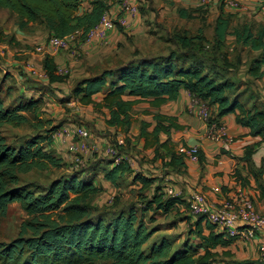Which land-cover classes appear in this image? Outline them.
I'll list each match as a JSON object with an SVG mask.
<instances>
[{
	"label": "trees",
	"instance_id": "16d2710c",
	"mask_svg": "<svg viewBox=\"0 0 264 264\" xmlns=\"http://www.w3.org/2000/svg\"><path fill=\"white\" fill-rule=\"evenodd\" d=\"M83 1L0 0V9L7 10L14 18L18 31L31 33L41 29L48 38L65 37L78 30L79 39H83L101 15L120 0H88L86 9L82 7ZM139 5L140 10H146L144 2ZM218 6L220 12L213 22L211 40L201 30L193 35L185 29L174 30L165 34V42L171 43L167 52L143 53L139 49L137 54L122 62L116 58L115 64L108 65L106 60L105 65L87 66L89 73L75 79L68 92L52 86L61 84L62 87L69 83V76L58 74L54 57L45 53L41 65L47 82L43 85L53 93L54 90L62 93L64 96H58L62 103L75 99L94 110H105L106 126L126 133L131 127L136 104L148 103L157 109L152 113L153 122H139L137 136L142 140L143 148H152V159H161L164 169L177 170L185 166L184 152L178 153L176 143L171 139V132L183 129L185 125L178 122L177 116L159 110L167 102L176 101L180 89L188 90L193 98L208 107V123L220 122V117L234 114L238 124L248 127L252 135H259L264 141V101L253 96L252 89L237 91V82L226 73L237 68L241 59L237 54V60L232 63L224 51L226 44L231 42L236 50L247 48L248 52H256L248 60L245 72L249 78L260 79L264 75V22L233 24L234 15L224 11L222 5ZM149 9L156 10L150 4ZM195 11L183 7L176 9L181 19H192ZM230 37L232 41L228 40ZM0 43L13 46L19 41L15 34L8 35L0 28ZM43 104L44 100L39 96L19 95L6 102L5 96L0 95V217L6 215L9 205L14 202L26 215L17 235L9 241H0V263L212 264L217 261L215 249L227 246L235 239L200 214L194 216L189 229L190 237H194L191 240L187 237L175 245L174 238L160 235L149 242L160 225L149 227L146 212H168L179 204L187 207V200L179 195H166L163 186L156 184L157 177L133 172L123 158L118 163L107 159L106 165L98 170L115 187L127 174L132 175L133 181L141 184L138 192L143 203L141 208L128 204L108 215L97 207L93 203L101 190L96 180L97 169L86 174L89 170L82 169L56 176L46 185L23 182L21 174L62 164V157L49 146L51 133L57 128L49 119L46 120L49 127L43 134L36 132L14 142L5 133L6 126L17 127L28 122L29 113L36 118L33 125L39 131L43 121L37 114ZM143 112L150 111L146 108ZM161 135L165 138L161 139ZM251 153L252 147H246L243 159L249 162ZM202 159L203 154L198 148V160ZM242 184H245L244 180ZM258 186L260 196L264 197V186ZM145 191H151L150 195ZM148 221L154 222L153 217L148 216ZM204 228L208 233H204ZM233 263L262 264L250 259Z\"/></svg>",
	"mask_w": 264,
	"mask_h": 264
},
{
	"label": "rangeland",
	"instance_id": "374dc122",
	"mask_svg": "<svg viewBox=\"0 0 264 264\" xmlns=\"http://www.w3.org/2000/svg\"><path fill=\"white\" fill-rule=\"evenodd\" d=\"M130 1L133 2V4L137 5L138 12L141 17V20L139 22L135 21V23H132V25L131 22L133 21L134 17L127 16V26L117 25L116 27L112 28L116 29L117 33H115V35L113 33L112 35L107 37V41L105 43H98L97 41L86 43L85 45L89 46L84 45L82 48H80V55L78 57H72L67 50H59L57 52H60L59 54L66 58L64 62L66 63L65 66L69 70V84H73L75 79L74 77H78L80 79L82 78L81 76L89 72L85 62L87 64H93V59L95 57L94 55L99 53L98 50L107 49V51H110V56H108L107 61L110 64H115L116 58L120 59L119 62L125 61L126 59L132 57L133 54H137V51L139 49L143 53H158L161 50L162 52H167L169 47L171 46V43H167V41L165 42V34L171 33L174 30L185 29L192 35L198 34L200 32L199 30H201L207 39L211 40L212 38L213 20L216 16L213 11L206 12L205 10H200L199 12H197L199 15H197L193 19H177L172 14V12H169V10L162 12V14H160L159 12V15H157V11L155 10L148 11L149 7H146V10H140L139 6L141 5H139V3L141 4L143 2L142 0ZM164 2L166 1L156 0L155 9H158L160 6L164 5ZM179 3L180 0H175L173 3L170 2L169 4L173 5V8L176 7L177 9V7H179ZM118 5L119 4L116 3L112 7H118ZM110 11H112L114 15L119 12L118 8L117 10ZM228 13H232L234 15L233 24L249 21L253 22L256 25L258 23L264 22V16L263 19H260L261 17L255 18L254 15L247 16L245 12L229 11ZM143 16L145 17L144 20ZM15 27L16 26L14 23V18L9 15L7 10L0 9V28L4 30V33H8V35L14 34ZM168 27L170 30H168ZM228 40L230 41L231 37L228 38ZM44 41L45 42H43L42 44L46 43L47 38H44ZM38 45H40V42L36 43L33 41H30L29 45H26V47L25 44L18 46H10L6 44V54L2 50V52H0V86L2 88L0 95L5 96L6 102L12 101V99L16 97L14 96L16 92L20 93V88L17 89V86L15 85L17 80L12 74V71L14 69H16L17 72L22 73V75H26L29 72L33 74L36 80H31L33 82L32 85H36L37 89H43V93L49 91L50 95L54 97L52 101L47 102L50 104V106L44 104L41 107V112L37 114L39 117L38 119L43 121V126L39 131H37V129L33 125V123L35 124L37 121L36 118H33L32 114L29 113L28 122L23 123L17 127L6 126V135L8 136L10 141L15 142V140H17L18 138H24L25 136L32 135L36 132L43 134L45 132V129L49 127V124L46 123V120L49 119L51 124L57 125V127L63 124L72 123L74 125H83L92 134V138L94 137L97 140L98 149L96 151H91L87 156L84 157L83 163L79 164L74 159V155L69 152L68 145H65V143L55 142L53 143L54 145H52V147L54 146L53 150L56 152V155H60V157H62V164L59 167L49 168L47 170H33L27 174H21V180L23 182L34 181L36 183L46 185L56 176L67 175L71 172L81 171L82 169L89 170L84 174L90 173L95 169L98 170L100 166L102 167V165H106L105 161L107 159L113 158L112 155L105 151L106 147L110 145L116 149L118 155H126L127 157L131 158V163L136 166L135 171L142 173V171H144V168L142 169L141 166H143L145 163H148L150 158L142 156V153H144L143 151H141V149L143 148V142L137 136L139 125L137 124L135 118L143 116L142 113L147 104L138 103L135 106L133 110V116L135 117L132 120L134 124L130 127L129 132H127L126 135L124 134L128 138V141L126 142L125 146H121V148H119L117 145L118 143L115 144L116 136L118 134L116 132L118 131L110 132V128L106 126L104 121V115L106 114L105 110L104 112L94 110L90 105H87L83 107L82 110H79V112L70 113L69 109L67 108L70 106H63V104H60V97H58L57 94L53 93L48 86H45L42 84V82H40V77L38 76V74H35L38 70V66L34 63V61H29L31 57L22 60V68L21 65L16 67L11 66L12 61L15 59L16 52H41V50H36V47ZM226 45L227 46L224 47V51L227 53L228 60H230L232 63H235V61L237 60V54H239L241 59V62L238 63L237 68H231V70L227 71L226 73L229 77L235 79V81L237 82V91L240 92L244 89H249V91H251L252 89L253 96L256 93L261 94V92L264 90V77L261 79H252L246 76L245 72L248 66V60L253 55V53L248 52L247 48H243V50H240L239 48V50H236L233 48L231 42L227 43ZM18 48H20V50H18ZM88 50H90L89 54L86 53ZM70 58L76 59L77 63L71 65L72 61ZM23 67L24 71L26 70L27 72H29L27 73L25 71V74L23 72ZM29 67H33L35 72L30 70ZM42 72L43 71H41V73ZM41 73H39V75H41ZM67 84L68 83L62 85V87H60L61 90L68 92L69 86H67ZM15 89H17L16 92H14ZM188 103L186 104V106H184V112L193 115L191 112H189ZM119 134L122 133L120 132ZM75 140H77V137L73 135L70 141L72 142ZM166 170L169 171L170 169L162 168L163 172H161L162 174L160 175V179L158 181V183L165 187L166 185L171 186L169 184H165L170 182V180L164 179ZM96 172H99L98 175H96V180L98 185L101 187V190L94 198L93 203L97 207L102 209V211L110 215L111 211L124 208L128 204H134L136 207L140 208L143 206V203L141 202L138 195V192H140L141 184L137 181H133L132 175L127 174L124 180L120 182L119 186L115 187L102 177V174L99 170ZM161 181L165 183L162 184ZM145 192L148 195H150L151 193V191ZM194 192H200L203 194V192L201 191ZM205 199L207 200L206 197ZM207 202L209 201L207 200ZM148 216H152L154 222H149ZM25 217L26 215L20 208L18 203L14 202L10 204L6 215L0 217V241H9L14 238L18 233L20 222L25 219ZM191 217L192 215L188 211V205L187 207H185L183 204H179L178 206H176V208H173L168 212L149 211L145 214V219L149 227L153 225H160L159 230L152 236V239H155L160 235H164L169 238H174L175 240L173 241L175 242V245L179 244L187 237L189 240L194 238L192 236L190 237L189 235V229L192 226ZM201 252H203V250Z\"/></svg>",
	"mask_w": 264,
	"mask_h": 264
},
{
	"label": "crops",
	"instance_id": "0c3cea01",
	"mask_svg": "<svg viewBox=\"0 0 264 264\" xmlns=\"http://www.w3.org/2000/svg\"><path fill=\"white\" fill-rule=\"evenodd\" d=\"M145 3V7H149V4L155 7L156 0H142ZM164 5L160 6L157 11V15L162 14V12H165L169 10V12L179 19L180 17L176 13V7L173 8V5L169 4L170 2L173 3L175 0H165ZM264 2V0H262ZM246 5L248 6L247 11H242L247 14V16L254 15L255 18L263 19L264 16V3L263 7L259 5V3L255 0H245ZM219 4H210L206 7H200V4L197 0H180L179 7L188 8L196 10L194 12L195 18L197 15H199L197 12L200 10H205L206 12L213 11L216 16L220 12V6ZM83 9H86L88 7V0L83 1L82 5ZM119 10L118 7H112L109 10ZM199 8H201L199 10ZM159 10V11H158ZM224 11H232L230 9L223 8ZM148 11H151L148 8ZM215 16V17H216ZM134 19L131 22V24L136 22H139L141 20L139 12L133 16ZM143 16V20H144ZM192 18V19H193ZM215 19V18H214ZM214 22V20H213ZM130 24V26H131ZM132 24V25H133ZM148 24V23H147ZM128 26V27H130ZM168 30L169 27H168ZM116 32V29H110L108 33V37ZM15 36L16 40L19 41L17 45L25 44L29 45L30 41L33 42H40V45L45 42L44 38H47V35L45 32H42L41 29H37L32 31L31 33H25L22 31H18L15 28ZM113 35V36H114ZM89 46V45H85ZM0 47L2 48V51L6 54V44L0 43ZM16 50V49H15ZM20 50V48H18ZM59 50L56 51H49V50H43L41 52H29V51H23V52H16L15 53V59L12 61L11 66H20L22 64V60H25L26 58L31 59L29 61H34V63L38 66V70L35 74H38L40 77V82L46 83L47 78L46 75H39L42 69L41 61L45 53H48L49 55L53 56L57 65L65 66L66 63L64 60L66 59L61 54L57 53ZM99 53L95 54L93 59V64H86V66H89L90 68L92 65L96 63H106V60L108 56H110V51H107V49L104 50H98ZM34 53V54H33ZM86 53H90V50H88ZM253 55L256 54V52H252ZM251 53V54H252ZM9 55V54H8ZM7 55V56H8ZM4 56V55H3ZM71 59V65H74L77 63L76 59ZM129 59V58H128ZM87 60V59H86ZM127 60V59H126ZM108 65L110 63L108 62ZM22 68V65H21ZM88 69V67H87ZM26 71V70H25ZM24 67H23V72ZM27 72V71H26ZM29 72V71H28ZM27 72V73H28ZM87 72L85 75L81 76L84 77L88 74ZM13 76L16 78V86L17 89L20 88V93H17L15 89L14 96L19 95H25V96H34V97H42L44 100V104H47L50 106L48 101H52L54 98L52 95H50V92H44L40 89L36 88V85H32L33 82L31 80H36L33 74L30 72L26 75H22V73L17 72L16 69L12 71ZM31 74V75H30ZM246 76L247 73H246ZM249 77V76H248ZM264 75L261 77L263 78ZM75 79H79L78 77H74ZM260 78V79H261ZM74 79V80H75ZM65 85V84H63ZM72 84L68 83L67 86H71ZM53 87H61V84H52ZM54 93L57 94V96H64L62 93H60L58 90H54ZM56 96V95H54ZM100 96L96 95L95 98L99 99ZM255 97L258 100L264 101V90L261 92V94L256 93ZM192 98V95L190 92L186 89H180L179 96L176 101H169L166 104L162 105L160 107V112L175 115L178 118V122L185 125L183 129L180 130H173L171 132V139L173 142L176 143L175 149L179 153V151L184 152L183 159L185 162V166H182L180 168L176 169H170L166 172V175L164 176L165 180H170L169 183L162 182L165 184H169L174 189L179 191V196H182L183 199L187 200L189 195L194 191H201L207 198V200L210 203H218L221 198L227 195H232L236 190L242 189L246 191L250 197L253 200L254 207L260 211L264 212V197L260 196V190H259V184L264 186V141L261 140V137L259 135H252L249 131L248 127L242 126L238 124L235 120L234 114H227L219 118L220 123H222L225 126L226 138H230V140H224V139H210L206 136V130L207 126L204 121L199 119L196 115H190L188 113L184 112V106L190 101ZM43 104V105H44ZM63 104V106H70L67 107L71 112H79V110H82L85 105H82L79 101L75 99H68ZM59 104V105H60ZM146 108L149 109L150 112L148 113H142L143 116L135 118L137 124L139 125V122L141 120L146 121H152V113L156 111L157 109L150 107L148 103H145ZM72 105V106H71ZM137 105V104H136ZM135 105V106H136ZM55 106V105H54ZM61 106V105H60ZM134 106V108H135ZM50 108V107H49ZM145 108V109H146ZM135 116H132V120ZM39 118V117H38ZM133 121L131 126L133 125ZM75 125L72 124H63L59 127H57L55 130H53L54 133L60 132L62 128H68L71 129ZM108 127V126H107ZM110 132H116L118 133L116 136V140L118 145L125 146L126 144V132H123L122 130L115 129L114 127H109ZM52 132V133H53ZM122 134H119V133ZM129 132V131H128ZM125 134V135H124ZM92 135V134H91ZM73 137L72 134L62 136L61 133L54 134L53 137H51L50 147L53 149L54 145L53 143H65V145H68L71 143L70 139ZM165 135H161V139H164ZM91 140L94 142H97V140L91 136ZM138 140V138H137ZM73 142V141H72ZM185 143V146L183 145ZM46 145V144H45ZM190 145H196L201 153L203 154L202 161L199 160H193L187 156L185 153V149L188 148ZM47 146V145H46ZM122 146V147H123ZM49 147V146H48ZM67 147V146H66ZM246 147H252V153L249 159V162L245 161L243 159V156L245 154ZM141 151L142 156L148 157L149 162L145 163L141 168L144 170L142 171L143 175L146 176H153L157 177L158 180L156 184L159 181V177L162 174V161L161 159L153 160V152L152 148H142ZM74 155V159L78 156L80 157L79 164L83 163L84 157L87 156L89 153H75L72 151H69ZM130 152V151H129ZM121 155V154H120ZM123 159H125L130 167L132 168L133 172H137L136 166H134L133 163H131V158L127 157L126 155H121ZM138 165V164H137ZM145 166V167H144ZM138 170V169H137ZM235 170L237 171V174L235 173ZM235 173V175H234ZM245 181V184H242V181ZM167 186V185H166ZM215 187H218L221 189V191L214 190ZM165 186H163L164 191ZM215 203V204H216ZM196 217L192 216L191 221H193ZM204 223V221H203ZM204 233H208V230L206 228L203 229ZM218 230V229H217ZM264 236H262L261 233H256L254 236L249 238L244 237H238L235 238L229 245L227 246H219L215 249V251L218 252L217 261H215L212 264H234L233 261H240L245 259L250 260H260L259 256V249L258 245L260 241L263 239ZM153 237L150 238L149 242L152 241ZM225 252H229L230 254H224ZM262 262V261H261ZM262 264H264L262 262Z\"/></svg>",
	"mask_w": 264,
	"mask_h": 264
},
{
	"label": "built area",
	"instance_id": "2783aa9c",
	"mask_svg": "<svg viewBox=\"0 0 264 264\" xmlns=\"http://www.w3.org/2000/svg\"><path fill=\"white\" fill-rule=\"evenodd\" d=\"M200 5L207 4H221L224 8L232 11H247L248 6L245 0H197ZM263 7L262 0H255ZM119 12L116 15L112 11H105L98 23H96L85 35L83 39H79L80 32L78 30L70 33L65 37L50 36L47 38L45 44L38 45L36 50L47 49L49 51L67 50L72 57L80 55V48L86 43L97 41L98 43H105L108 37V31L117 25L127 26V16H135L138 13L136 4L130 0H120ZM112 12V13H111ZM264 13V12H263ZM2 48L0 47V52ZM33 72V67H29ZM56 71L60 75H66L69 70L66 66L57 65ZM41 75H45L44 72ZM189 112L196 115L199 119L204 121L207 126L206 136L210 139H224L226 138L225 126L220 122L208 123V107L197 98H191L188 103ZM64 137L69 133L75 135L77 140L68 144L69 151L75 153H89L98 149V144L91 140V133L83 125H75L71 129L62 128L60 132ZM105 151L112 155L114 163H118L122 156L117 154L113 146H107ZM187 156L193 160H198V147L190 145L185 149ZM76 162H80V157L75 158ZM214 190L221 191L220 188L215 187ZM166 195H176L179 193L174 187L166 186L164 188ZM179 195V194H178ZM177 196V195H176ZM188 211L192 216L204 215L205 220L209 223L215 224L218 229L225 230L230 237L249 238L256 233H261L264 236V212L258 211L254 207V203L250 195L242 190H236L232 195H227L221 198L218 203H209L204 195L200 192H194L187 198ZM260 260L264 263V237L258 245Z\"/></svg>",
	"mask_w": 264,
	"mask_h": 264
}]
</instances>
